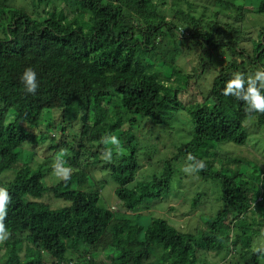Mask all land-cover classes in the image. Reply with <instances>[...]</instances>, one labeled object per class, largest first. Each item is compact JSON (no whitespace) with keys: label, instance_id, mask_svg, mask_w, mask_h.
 I'll return each mask as SVG.
<instances>
[{"label":"trees","instance_id":"16d2710c","mask_svg":"<svg viewBox=\"0 0 264 264\" xmlns=\"http://www.w3.org/2000/svg\"><path fill=\"white\" fill-rule=\"evenodd\" d=\"M216 1L237 6L233 0ZM32 3L36 13L0 0V175L25 159L12 181L0 179V187L12 197L3 222L9 236L0 241V264H198L200 253L225 249L233 259L222 264H264V192L259 198L241 171L244 160L229 156L224 148L248 141V120L264 126V113L249 111L244 101L224 95L225 84L242 70L241 65L250 68L245 79L264 71L257 69L264 65V23L258 20L260 28L250 51L243 46V28L237 25L241 17L221 26L219 14L224 11L211 9L210 19L202 17L203 12H192L193 3L188 2L189 10L177 3V19L196 28L192 38L201 49L209 45L232 57L219 69L208 96L185 105L179 98L184 88L170 85L176 74L182 75L175 66L179 50L161 45V36L174 39L181 28L161 14L154 0ZM239 7L244 10L245 5ZM258 10L264 15V0H258ZM205 24L212 30L203 32ZM201 60L203 70L206 60ZM160 62L172 68L170 77L163 74ZM27 68L37 73L35 94L28 93L21 81ZM194 75H182L185 88ZM108 98L119 111L113 118ZM47 109L62 113L60 128L55 126L61 130V143L52 137L50 146L41 142L48 132L34 130ZM181 109L189 113L190 136L172 159L158 161L160 171L138 177L141 148L130 130L121 129L122 113L131 115L132 123L142 117L166 127ZM78 120L80 127L75 129L72 123ZM108 122V130L100 132ZM108 136L122 139L123 149L103 143ZM27 144L46 149L48 162L60 155L72 171L70 178L48 185L43 163L30 172L34 158L24 153ZM109 150L110 160L105 156ZM174 161H186L211 183L223 206L212 216L203 214L206 226L196 232H184L164 216L141 212L175 196L179 180ZM197 162L204 167L194 168ZM255 163L261 165L259 159L251 162ZM100 164L117 184L115 196L121 206L115 211L101 204L98 181L94 191L88 180L76 175ZM251 169L248 175L264 176V165ZM34 193L41 197L52 193L68 205L25 202L30 196L36 200ZM204 197V192H197L192 207ZM96 253H103L104 259Z\"/></svg>","mask_w":264,"mask_h":264},{"label":"rangeland","instance_id":"374dc122","mask_svg":"<svg viewBox=\"0 0 264 264\" xmlns=\"http://www.w3.org/2000/svg\"><path fill=\"white\" fill-rule=\"evenodd\" d=\"M159 4L161 14L165 15L168 20L178 22L177 25L180 26L181 31L175 35L174 39L167 34V37L161 36L163 41L161 45L167 50L178 49L179 53L175 58L176 70L182 75L186 76L187 74H196L193 76V79L185 88V79L182 78V75L176 74L170 81L171 86L179 87L180 89L184 88L183 94H179L180 100L188 105L190 103L203 101L209 94L211 89V84L213 79L217 76L220 68L227 65V63L232 59L229 53L225 51H216L213 47L206 45L205 50L201 49L199 42L192 38V35L197 31L195 27L188 23H184L180 18L177 19L175 10L178 5H181L185 10H189V3H193L191 8L192 12L200 14L203 12L202 17L213 19L214 17L211 13V9H220L223 13L219 14L220 20L219 24L221 26L227 25L230 21H234L236 17H241V22H238L237 25L243 28L244 37L246 38L243 41V46L250 51L252 50V38H257V31H259L258 20L264 23V15L258 10V0H250L247 5L245 0H233L236 7L227 6L216 0H154ZM12 6H17L18 8L23 7L31 13L35 12V7L33 6L32 0H10ZM245 5L244 10L240 8V5ZM206 5L209 7L207 10ZM9 7V6H8ZM63 7V4L60 5ZM205 7V8H204ZM242 10V11H241ZM243 14L242 16V13ZM212 30L210 24H205L203 32H209ZM206 60V66L203 68V59ZM240 60L241 57H240ZM162 66V72L165 76L170 77L173 73L171 67H167L163 62L159 63ZM257 69L264 70V65L258 64ZM242 70L239 71V74L245 75L250 70L249 65H241ZM108 98L106 103L110 107V117L113 118L119 112L116 109L114 104L109 103ZM105 103V104H106ZM123 124L121 129L124 131L130 130L132 134L137 137L140 148L139 153L142 154V159L140 160L142 164V169L138 172V177L140 178H149V176L155 171H160V160L172 159L174 155L178 153V149L182 141L190 136V127L191 124L187 117L189 113L186 109H181L176 114L175 120L172 122L171 126H158L150 120L138 117L137 121L132 123V116L126 113H122ZM14 117H11L12 119ZM80 120L74 121L72 124L75 129L80 127ZM62 123V113L60 110H45L40 119V126L36 127L34 130L37 134H40L42 131L48 132L46 140L41 141L44 144L50 146L51 138H57V141L61 143V130L60 124ZM109 122L105 126L99 127V131H107L109 128ZM247 129L249 132L248 141L243 144H228L224 148L229 153V156H237L240 159L244 160V164L241 167V171L246 173V180L249 184L255 186V191L258 193L259 198H263L261 193L264 192V176L259 174L255 176L248 175L253 170L254 167H263L264 165V126L259 125L254 120H248L246 122ZM57 126V128H55ZM119 145L123 146V140L118 136ZM41 143V144H42ZM39 144V143H37ZM35 145L32 147L27 144L25 146L24 153L28 154L32 160L30 166V172L33 171L34 166L38 163L45 164V170L47 177L44 178V181L48 185H52L54 182H58L62 177L58 174L57 165L61 168H67V164L60 160V155L53 157L52 162H48V159L43 155V152H47L46 149H41V145ZM120 148V147H119ZM123 149V148H120ZM229 156L226 158L228 161ZM254 159H259L260 164H251ZM250 163H248V161ZM252 160V161H250ZM25 162L20 161L12 169L2 173L0 179L5 182H10L15 178V174L19 170L20 166ZM158 163V164H157ZM175 169V174L178 182V189L175 191V196L164 199L165 202L159 201L151 205L147 210H143L142 213L146 216L159 215L164 216L169 219V221L179 230L184 232H196L200 228H204L206 224L203 222V214L205 217L214 215L217 211L223 208L221 202H217V193L214 192L213 186L211 183H206L200 178L192 168L187 167L186 161H174L173 162ZM189 169L185 171L184 169ZM90 171L77 172L76 175L84 180H88L92 189L98 191L96 188V182L98 181L101 184V204L108 206L110 209H119L121 203L115 196V187L117 184L110 178V173L106 169L102 168V165H98L96 168H90ZM70 172L72 173L71 169ZM93 178V179H92ZM204 192L205 197L202 202L193 208L191 205L192 197L197 192ZM34 198H31L25 202L27 203H48L52 206H63L68 205V201L57 199L53 196L52 193H46L44 196H38V194H33ZM164 198V197H163ZM148 214V215H147ZM260 218V217H257ZM261 221L263 220L260 218ZM97 257L101 260L104 259L103 253H96ZM201 260L198 264H222L224 261L233 259V255H228L227 250H222L219 252H209L203 253L200 255ZM48 258V256H44ZM104 261H101V264ZM235 262V261H234ZM156 264V263H155Z\"/></svg>","mask_w":264,"mask_h":264},{"label":"clouds","instance_id":"9594fccd","mask_svg":"<svg viewBox=\"0 0 264 264\" xmlns=\"http://www.w3.org/2000/svg\"><path fill=\"white\" fill-rule=\"evenodd\" d=\"M21 81L28 93L35 94L38 90L39 83L37 79V73L32 68L25 69ZM246 85V87H245ZM224 95L233 96L238 100L244 101L249 111H256L264 113V71H257L254 76H250L247 79L242 74H236L235 77L228 81L224 87ZM103 143L112 144L119 147V140L115 136H108L104 138ZM105 156L107 159H111V151H106ZM189 159H194L189 157ZM58 169V174L64 180L70 178V169L61 168L59 165L56 166ZM194 168L202 169L204 167L203 162H197ZM188 171L189 169H184ZM164 199V198H162ZM12 197L9 194L7 188L0 187V241L6 240L9 233L4 225V219L8 215L9 205L11 204ZM116 209H118L116 207ZM115 211V209H112ZM143 210L147 209H142ZM264 247V245H262ZM256 251H260L257 248Z\"/></svg>","mask_w":264,"mask_h":264}]
</instances>
